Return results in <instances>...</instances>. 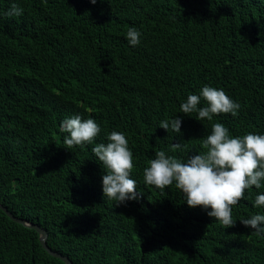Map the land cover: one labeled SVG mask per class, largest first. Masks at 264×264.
Wrapping results in <instances>:
<instances>
[{
  "label": "trees",
  "instance_id": "16d2710c",
  "mask_svg": "<svg viewBox=\"0 0 264 264\" xmlns=\"http://www.w3.org/2000/svg\"><path fill=\"white\" fill-rule=\"evenodd\" d=\"M12 3L21 16L3 15ZM204 86L222 88L238 114L182 113ZM75 115L101 132L67 149L60 124ZM173 118L180 133L159 128ZM216 122L232 137L264 135V0H0V204L44 228L73 264H264V234L240 222L264 215L254 203L264 187L245 190L225 228L175 183L161 192L144 182L157 151L202 154ZM112 131L126 135L142 193L119 206L104 197L92 152ZM0 264L65 263L0 209Z\"/></svg>",
  "mask_w": 264,
  "mask_h": 264
},
{
  "label": "clouds",
  "instance_id": "9594fccd",
  "mask_svg": "<svg viewBox=\"0 0 264 264\" xmlns=\"http://www.w3.org/2000/svg\"><path fill=\"white\" fill-rule=\"evenodd\" d=\"M95 5L97 0H90ZM23 9L16 3L3 15L19 17ZM140 31L130 27L126 38L130 46L140 43ZM205 106L198 107L201 102ZM240 104L229 97L225 91L204 86L199 95L190 94L180 106L185 115L197 113V120L213 121L219 114H231L235 117ZM182 120L173 118L163 120L159 128L180 133ZM211 134L202 141L205 150L202 154L181 161L157 151L155 159L148 161L143 170L146 185L154 186L161 192L175 183L190 208L200 207L211 218H215L225 228L234 226L232 208L245 196V190L264 187V135L246 134L232 137L229 129L222 123H212ZM60 132L66 133L63 143L67 149L74 146L91 145L101 132L94 119H82L75 115L65 118L60 124ZM107 143H98L92 148L97 160L102 164L105 175L102 177L104 197L116 201V205L127 201H137L142 193L137 192L136 181L130 178L133 170V153L129 148L124 132L112 131L107 135ZM184 145L174 143L173 151L183 150ZM255 206L264 207V194L255 197ZM210 209V211H208ZM255 235L264 234V215L256 214L240 221Z\"/></svg>",
  "mask_w": 264,
  "mask_h": 264
},
{
  "label": "water",
  "instance_id": "95a60500",
  "mask_svg": "<svg viewBox=\"0 0 264 264\" xmlns=\"http://www.w3.org/2000/svg\"><path fill=\"white\" fill-rule=\"evenodd\" d=\"M0 209L3 210L7 216L13 220L16 223H19L25 227H28L30 229H34L38 232L39 237H40V243L41 246L43 247L44 250H46L51 256L60 259L61 261H63L65 264H73L72 260L70 258H68L67 256L62 255L59 252L53 251L47 243L48 240V232L42 228L41 226L34 224V223H29L26 222L22 219H18L16 218L5 206H3L2 204H0Z\"/></svg>",
  "mask_w": 264,
  "mask_h": 264
}]
</instances>
